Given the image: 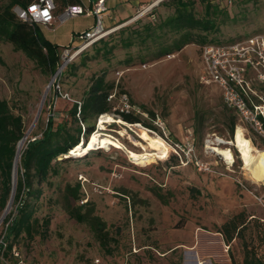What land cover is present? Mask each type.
I'll return each instance as SVG.
<instances>
[{"label":"rangeland","instance_id":"374dc122","mask_svg":"<svg viewBox=\"0 0 264 264\" xmlns=\"http://www.w3.org/2000/svg\"><path fill=\"white\" fill-rule=\"evenodd\" d=\"M6 2L0 0V5ZM148 2L108 1L104 23L111 32L104 42L85 47L77 35L94 26L90 13L48 27L39 25L43 37L59 46L60 63L54 72L38 66L10 42L0 41V98L22 118L24 136L19 140V155L27 139L40 135L47 117L53 116L55 123L69 119V109L79 102L91 77L101 74L113 85L108 96L111 109L96 117L95 130L100 117L107 114L113 121L106 122L100 131L112 134L122 145L93 148L86 157L57 163V174L41 184L35 203L37 231L32 237L23 233L13 244L27 264H254V257L264 256V240L252 223L254 218L264 222V183L248 179L234 145L223 144L234 154L230 164L207 146L213 136L231 140L228 123L232 117L233 133L236 125L241 126L256 148L264 149V137L227 106L223 88L209 80L199 44L158 56L156 44L170 42L175 34L157 29V41L136 39L130 47L122 45V39L133 35L135 28L145 34L143 24L150 20V11H141ZM57 3L61 7L60 1ZM81 3L85 9L89 7V0ZM193 11L198 17L205 15L198 0H194ZM153 12L152 21L157 23L173 13V6L161 2ZM212 17L217 22L216 31L208 35L212 43L247 45L252 36L264 37V0L236 3L226 15L218 12ZM262 72L260 65L256 69L247 66L243 74L258 95H264V81L259 78ZM121 109L133 112L142 122L122 120L116 113ZM163 132L184 150L190 147L209 170L182 162L170 149L168 156H161L168 152L162 149L155 161L144 165L128 156L129 149L142 151L137 140ZM172 155L177 164L170 160ZM18 169L19 158L17 165L14 162V181ZM77 184L81 197L72 204H81V212L105 222L107 250L100 246L89 224L69 216L64 207L65 188ZM8 203L0 212V239L5 217L10 211L15 213L13 198ZM240 212L250 221L227 239L222 225ZM45 219L49 220L47 226L42 225ZM0 264L6 263L0 260Z\"/></svg>","mask_w":264,"mask_h":264},{"label":"trees","instance_id":"16d2710c","mask_svg":"<svg viewBox=\"0 0 264 264\" xmlns=\"http://www.w3.org/2000/svg\"><path fill=\"white\" fill-rule=\"evenodd\" d=\"M32 1L34 0H7L6 3L0 5V41L10 42L14 49L21 50L27 57L34 60L38 66L54 72L60 63L59 46L43 37L39 31L40 24L25 22L19 19L12 10L16 5L25 7ZM54 1L55 14L61 13L69 4L82 5L81 0H58L61 3V7L58 8L57 0ZM198 1L204 5L205 15L203 17L195 15L193 11L194 0H161L149 10L148 17L150 20L143 24L145 34L143 35L138 28H135L132 30L133 35L122 39V45L130 47L136 39H140L141 42L148 39L157 41L156 30L165 29L172 31L175 36L168 43L159 42L156 44V54L158 56L170 54L191 43L199 44L200 49L201 46L213 42L212 38H208V35L217 29V22L212 15L218 12L226 15V11L234 4L248 0H234L231 4L223 3V5L214 3L212 0ZM161 2L171 4L173 13L154 23L152 21V17H154L153 9ZM104 37L92 43L104 42ZM79 55L83 57L84 54L80 52ZM112 88L113 85L105 80L104 74L92 76L90 84L83 92L79 102H74L69 109V119L55 123L53 116L47 117L45 127L40 135L27 139L25 142V146L19 155V169L17 170L13 191L15 213L12 214L10 211L4 219L5 228L2 241L5 243V249L2 256L5 258L6 264L15 261L12 248H16L13 244L18 238L23 233L26 237H32L39 227L34 212L35 203L42 191L41 184L46 182L50 175L57 174L56 165L61 160L67 161L79 157L69 155V152L78 143H86L88 136L95 130L94 121L96 117L110 111L111 105L108 96ZM116 113L126 122H142L139 116L133 112L121 109L117 110ZM234 124L235 120L232 117L228 123L230 135L233 134ZM144 125L153 127L147 123ZM23 136L24 128L21 116L14 114L10 110L8 102L0 98V212L5 208L12 194V174L16 146ZM94 150L90 149L80 157H86L89 152ZM167 153L161 156L164 157ZM65 155L69 156L64 157ZM170 160L173 164H177L176 156H170ZM65 189L66 202L64 207L69 216L79 222L86 221L95 232L100 246L107 250L108 238L105 222L94 214L81 212V204L78 206L72 204L81 197L78 184L67 186ZM48 221V219H45L42 225L47 226ZM249 221L242 212L229 218L222 225L226 229V238L235 237L241 229L246 227ZM252 221L257 236L264 240V222H260L256 218ZM253 254L256 256L254 251ZM0 260L3 261L1 257ZM254 264H264V256L254 257Z\"/></svg>","mask_w":264,"mask_h":264},{"label":"built area","instance_id":"2783aa9c","mask_svg":"<svg viewBox=\"0 0 264 264\" xmlns=\"http://www.w3.org/2000/svg\"><path fill=\"white\" fill-rule=\"evenodd\" d=\"M108 1L114 0H89V7L86 9L83 5L69 4L61 13L55 14V1L51 0L53 7L49 9L50 19L45 20L41 17L39 22L34 19L35 13L30 11V6L35 5L37 11L40 12L48 7L49 0H34L25 7L16 5L12 10L16 16L23 21L29 24H40L46 27L84 12L92 14L95 21L94 26L77 35L79 42L83 43L82 47H85L88 42H93L105 36L103 33L106 31L103 30H109L106 29L104 23V12H106V3ZM160 1L161 0H150L147 5L142 8L141 13L149 11L155 3L157 4ZM212 1H216V3L223 5V3L231 4L234 0ZM246 43L247 45H241L240 42L230 45L207 43L201 46L200 55L208 70L210 76L209 80L217 82L220 87L223 88L224 99L227 106L233 108L240 119L248 121L252 124L256 132L264 137V95H258L253 91L243 78L247 66L256 69L260 65L264 68V37L255 35L248 38ZM262 75H264V72L260 73L259 78L261 81H264V76ZM123 103L126 107L128 106L126 96H123ZM160 137L166 142L170 152L175 153L182 162L183 160H185V163L193 162L199 169L209 170L208 164L198 160L193 155L190 147L184 150L181 144L169 139L164 132ZM178 151H182L184 157H182ZM0 244V257L3 262L6 263L5 258L2 256L5 249V243L2 239H0ZM228 247V245L225 246L226 251ZM12 255L15 261L10 264H27L16 248H12ZM98 262L99 259H95V263Z\"/></svg>","mask_w":264,"mask_h":264},{"label":"bare ground","instance_id":"6f19581e","mask_svg":"<svg viewBox=\"0 0 264 264\" xmlns=\"http://www.w3.org/2000/svg\"><path fill=\"white\" fill-rule=\"evenodd\" d=\"M154 5H156V3ZM108 29V31L103 30L106 31L105 33H103V35H107L111 32V29ZM111 121H113V119L110 116H108L107 114L102 115L99 119L97 130L93 131L88 136V140L86 143H84L83 146H80L78 143L69 152V155L79 156L93 148L106 149L111 147H121V143L115 136L110 133L100 131L102 128H104V124L106 122ZM141 141L137 140L136 144L142 147V151L138 152L131 149L128 150V156L132 160H134L135 163L144 165L155 161V158L159 156L162 149L168 150L169 153L168 145L159 135L154 134L149 137H143ZM208 142L211 144L207 145L208 148L212 152L220 155L225 161V163L229 164L233 162L234 154L227 145L225 146L223 144L234 145L239 153V158L242 161V169H244L248 179H250L251 182L254 183H264V149L256 148L252 144L251 140L245 136L243 128L241 126L236 125L231 140L227 141L221 137L213 136V139L209 140ZM21 144L22 141H20L17 146V152L15 157L16 165L19 158L18 149L20 148ZM168 153L166 156H168ZM196 264H202V262L197 263L196 261Z\"/></svg>","mask_w":264,"mask_h":264},{"label":"clouds","instance_id":"9594fccd","mask_svg":"<svg viewBox=\"0 0 264 264\" xmlns=\"http://www.w3.org/2000/svg\"><path fill=\"white\" fill-rule=\"evenodd\" d=\"M53 7V5L51 4V0H49L48 2V7L45 8L43 11L38 12L37 11V7L35 5L30 6V11L35 13L34 19L39 22L40 18L43 17L45 20L50 19V15H49V9Z\"/></svg>","mask_w":264,"mask_h":264},{"label":"water","instance_id":"95a60500","mask_svg":"<svg viewBox=\"0 0 264 264\" xmlns=\"http://www.w3.org/2000/svg\"><path fill=\"white\" fill-rule=\"evenodd\" d=\"M39 111H40V108H39V110H38V113H37V116H38V114H39ZM80 146H83L84 144H79ZM67 156H69V155H65L64 157H67ZM72 156H74V155H72ZM15 157H16V154H15ZM15 157H14V162H15ZM13 167H14V163H13ZM14 184H15V181H14V178H13V174H12V194H11V196H10V198H9V203H10V201L12 200V198H13V191H14ZM8 203V204H9Z\"/></svg>","mask_w":264,"mask_h":264},{"label":"crops","instance_id":"0c3cea01","mask_svg":"<svg viewBox=\"0 0 264 264\" xmlns=\"http://www.w3.org/2000/svg\"><path fill=\"white\" fill-rule=\"evenodd\" d=\"M148 1H150V0H148ZM106 26L108 25V24H105Z\"/></svg>","mask_w":264,"mask_h":264}]
</instances>
